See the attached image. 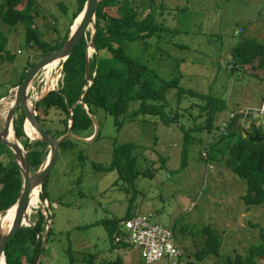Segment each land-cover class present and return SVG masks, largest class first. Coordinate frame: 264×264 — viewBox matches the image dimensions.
I'll list each match as a JSON object with an SVG mask.
<instances>
[{
  "label": "rangeland",
  "instance_id": "374dc122",
  "mask_svg": "<svg viewBox=\"0 0 264 264\" xmlns=\"http://www.w3.org/2000/svg\"><path fill=\"white\" fill-rule=\"evenodd\" d=\"M33 1L38 13L36 25L43 38L53 44L58 42L69 28L71 14L77 7L76 0ZM2 2L0 0V5ZM138 3L140 18L145 17L149 9H155L156 21L163 26V31L147 44L129 45L132 57L139 59L164 81L181 76V87L220 97L233 111L238 107L261 105L264 71H257L255 66L245 72L247 77L240 76L231 72L229 62L231 50L241 37L264 43V0H155L152 6L144 0ZM62 7L66 8L65 13ZM107 11L115 14V8ZM240 28H244L245 33L237 35L235 31ZM0 32L7 37L6 52L14 58L10 61L6 53L0 57V61L3 59L0 63L1 130L13 95L10 92L20 80L24 67L35 60L36 52L31 49L32 43L27 42L22 29L10 30L1 18ZM101 56L108 55L104 53ZM45 72L46 79L49 75L46 80L49 84L42 82L43 77H36L30 87L32 98L47 89L60 88L61 66ZM253 73L259 75L254 77ZM174 92L170 91L168 99ZM192 103L197 104V101ZM181 111H178L176 122L169 126L162 125L157 119L148 120V117L147 121L138 117L135 122L124 121L126 117H121L123 125L119 127L110 114L99 110L91 118L94 122L92 127L86 132L73 134L79 139L70 140L73 144L71 149H59L57 163L44 189L45 202L51 208L47 214H51L52 232L45 246L47 252L43 264H99L114 262L118 256L122 257V264H146L136 248L130 247L119 254L114 251L105 228L98 224L111 216L122 218L130 204L132 214L140 217L151 214L150 218L148 216L150 223L173 228L182 253L175 260L177 264H199L195 255L206 237L197 233L205 226H211L220 236L221 246L218 257H208L203 264H226L227 255L245 256L252 246L263 244L264 248V204L246 209L241 199L246 192L245 183L237 180L222 164L210 162L208 165L205 160L207 151L201 149L217 134L208 139L206 132L190 133L204 143L191 145L186 167L174 172L181 165L185 135L181 126L186 130L193 127L191 117ZM246 111L242 110V113ZM259 111L264 113L261 109ZM21 112L19 109L16 117ZM194 112L198 114L196 108ZM50 114V122L49 117L45 119L46 127L61 128L64 114L57 111ZM227 118H222L223 123ZM241 118L244 120V116ZM216 124L219 125L220 121ZM256 124L264 127L262 121ZM243 128L245 126L238 131ZM34 141L35 138L30 142ZM125 143L138 146L135 150L136 170L153 174V178L139 176L134 180V187L120 180L116 171L96 168L110 166L113 146ZM3 149L0 146V160H10ZM42 196L40 194V204L33 207L28 216L32 224L40 211L38 207L44 202ZM16 210L14 206L8 211ZM91 254L98 256L93 255L90 261ZM167 263L162 260L150 264ZM261 263L262 259L256 258V264Z\"/></svg>",
  "mask_w": 264,
  "mask_h": 264
},
{
  "label": "trees",
  "instance_id": "16d2710c",
  "mask_svg": "<svg viewBox=\"0 0 264 264\" xmlns=\"http://www.w3.org/2000/svg\"><path fill=\"white\" fill-rule=\"evenodd\" d=\"M138 1L140 0H102L98 5L95 14V52L91 55L89 62L93 83L85 97L87 111L84 110L82 105H77L73 111L72 133L77 135V133L86 132L89 127H92L94 122L91 118H94L95 112L99 110L110 114L115 119L116 125L120 127L123 125V121H120L121 117H126L124 121L128 122H135L138 117H142L145 121L146 117H148V120L157 119L162 125L169 126L176 122L179 116L178 111L181 109L182 113L187 114L189 118L191 117L193 127L186 130L185 127L181 126V130L185 134L181 150V165L174 172L181 171L186 167L191 145H203L204 143L201 138L196 140L190 133L202 134L206 132L209 136L208 139H210L212 134H217L218 136L214 137L213 140L210 139L209 142H205L201 149L206 150L208 153L207 156V153L204 154L207 164H222L236 179L238 178L237 180L245 183L246 192L241 199L246 209L251 206L263 205L264 142L257 143L248 139V137L258 136L261 138L264 136V127L256 124L261 120L254 119L248 129L243 128L238 131L237 123L241 120L242 110H246L247 107L242 109L238 107L233 111L229 109L227 102L220 97L202 94L198 91L181 87V76L175 77L171 81H164L139 59L132 57L128 49L129 45L135 43L147 44L148 40L157 38L159 32L163 31V26L156 21L155 9H149V13L145 17H139L140 12L137 8H140V4ZM144 1L151 6L155 3V0ZM76 2L77 7L71 14L68 30L58 42L53 44L43 38L42 32L36 25L38 13L36 8L33 7V0H3L0 5L1 21L10 27V30L22 29L27 42L32 43L31 49L36 52L35 60L28 62L24 67L20 80L14 88L25 78V73L29 67H32L38 60L62 47L69 34L70 27L81 13L86 0H76ZM111 8H115V14L108 13L107 10ZM62 10L64 13L66 12L65 7H62ZM238 30L235 31L237 35L245 33L244 28ZM89 40L90 34L88 33L85 38L79 41L69 58L63 63L60 88L57 91H50L45 99L37 105V119L42 128H44L45 133L53 138L57 139L66 134L70 108L78 102L83 94L86 47ZM6 46L7 37L0 32V57H2L3 53H6V57L13 61L14 58L10 56L9 52H6ZM104 53L108 56H101ZM230 55L231 61L229 65L232 73L236 72L240 76L247 77L245 72L249 68L254 69L255 66L258 68L257 71H264V43H260L254 38L241 37L232 48ZM2 61L3 59H1L0 63ZM46 70L47 68L41 72ZM254 75L259 74L253 73ZM261 81L264 82V74ZM172 90L175 91L174 95H171L168 99V95ZM193 100H196L197 104H193ZM260 104L255 109H261L264 104V96L261 97ZM195 108L198 114H195ZM51 111L64 114V120L60 122L61 128L49 127V130L46 129L45 119L51 115ZM227 113H229V120ZM41 114L44 118H42ZM222 118H227L224 123ZM24 119L25 116L22 111L14 120V129L24 150L27 151V162L30 172L35 173L48 155V146L40 141L30 142L23 130ZM202 119L204 121L200 122ZM218 121H220L219 125L216 124ZM229 122L230 124H227ZM195 123L200 124L194 125ZM243 134H246L247 137H243ZM71 139L63 142L60 148L64 150L71 149L73 147V144L70 143ZM73 139L78 140V138ZM0 146L10 156V160H0V210H4L16 202L22 190L23 182L20 172L13 162L12 153L5 146L1 144ZM136 149H138V146L133 143L115 144L110 166H97L96 168L116 171L120 176V180H123L129 187L135 186L134 180L139 176L153 178V174L150 171L141 173L136 170ZM1 154L2 152L0 151ZM160 166H163V163ZM46 183L47 181L43 186V192ZM36 216L37 219L33 223V227L19 229L6 245L4 252L6 264H36L46 230L45 217L42 212L38 211ZM148 216L150 218L152 215L149 214ZM135 217L140 216L132 214V204H130L122 218L118 219L111 216L98 222L105 228L111 248L118 254L130 247L135 248L132 245L117 242V239H125L127 236L124 222ZM24 224H27V222ZM164 226L169 227L171 231L173 229L168 225ZM49 232L46 244L49 242L52 227ZM199 233L205 236L206 239L203 246L196 252L195 257L199 264H203V261L208 257H218L221 238L211 226L203 227L197 234ZM176 243L180 251L179 243ZM137 250L140 252L139 249ZM46 252L47 249L44 250V255ZM93 255L95 254H91L90 261H92ZM95 256L97 258L98 255ZM181 256L182 253L180 251L179 257ZM258 257L262 259L261 264H264L263 244L256 247L252 246L245 256L236 254L235 257H231L227 255L225 256V263L256 264V258ZM99 264H122V257L118 256L114 262L106 261Z\"/></svg>",
  "mask_w": 264,
  "mask_h": 264
},
{
  "label": "water",
  "instance_id": "95a60500",
  "mask_svg": "<svg viewBox=\"0 0 264 264\" xmlns=\"http://www.w3.org/2000/svg\"><path fill=\"white\" fill-rule=\"evenodd\" d=\"M101 1L102 0H86L81 13L74 20L72 26L70 27L69 34L63 42L62 47L38 60L32 67H29L25 73V78L22 80V82L17 85L12 90V92H10L13 93V95L11 96V103L8 108V111L5 114L6 116L4 118V125L0 130V144L5 146L12 153L13 162L20 172L23 183L22 190L16 202L12 206L4 210H0L1 219L3 214L12 207L15 206L17 209L15 219L8 230L3 231L2 226L0 224V264H6L4 254L5 248L8 242L14 236V234L21 228H28L34 226V224L29 222L28 218L29 211L32 212L30 207L31 194L37 189H39L40 194H43V186L57 163L61 144L66 140H69L70 138L76 139V137H74L72 133V116L74 109L77 107V105H82L84 110L87 111V107L85 105V97L93 83L90 73L89 62L92 55L91 52H95V14L97 7L101 3ZM87 32H90V40L89 44L86 47L84 76L85 86L83 88V94L80 96L78 102H76V104L70 108L68 128L66 134L56 139L53 138L51 135L45 133L42 128V125L37 119V105H39L45 99V97L49 94L50 90L47 89V91L42 92L40 96L32 98L29 94L30 87L37 75L46 67H49V65H51L55 61H58L55 67L57 65H60L62 68L63 63L69 58L79 41L82 38L86 37ZM1 102L2 101L0 100V103ZM18 109H22L23 114L25 116L23 125L25 135L29 138L30 141L34 140L35 138V141H40L47 144L49 149L46 159L35 173L30 172V168L27 162V151L24 150L22 144L20 143L15 133L14 120L16 119V112ZM242 116H244V120L241 118L237 126V129L239 130L242 126H245V128H249L252 120L254 119H259L264 122V113H261L257 109L248 110L246 111V113L242 114ZM27 126H29L34 131L35 136L33 138L27 133ZM10 133H12V138H9ZM243 137H247L246 134H243ZM248 139L257 143L264 142V136L261 138H259L258 136L248 137ZM39 209L45 217L46 230L42 239L40 254L38 256L36 264H41L43 260L46 240L48 238L52 221L50 212L49 215L47 214V211H49L50 208L46 204L45 200L42 206L39 207ZM25 222H27V224H24Z\"/></svg>",
  "mask_w": 264,
  "mask_h": 264
},
{
  "label": "built area",
  "instance_id": "2783aa9c",
  "mask_svg": "<svg viewBox=\"0 0 264 264\" xmlns=\"http://www.w3.org/2000/svg\"><path fill=\"white\" fill-rule=\"evenodd\" d=\"M40 73L37 78L43 77L45 81L42 82L48 85L47 79ZM261 110L264 112V105ZM124 224L127 236L125 239H117L118 243H126L139 249L141 258L146 264L161 260L167 261L168 264H177L175 260L179 257L180 251L169 227L152 224L146 217H135Z\"/></svg>",
  "mask_w": 264,
  "mask_h": 264
},
{
  "label": "bare ground",
  "instance_id": "6f19581e",
  "mask_svg": "<svg viewBox=\"0 0 264 264\" xmlns=\"http://www.w3.org/2000/svg\"><path fill=\"white\" fill-rule=\"evenodd\" d=\"M58 61H55L54 63H52L51 65H49V67H46L49 71L50 69H53L55 67V65L57 64ZM46 72H43V76L45 75ZM59 75V74H58ZM47 79H49V75H47ZM52 84V83H51ZM27 133L33 138L35 136L34 131L27 126ZM9 138H12V133H10ZM30 203H31V210L33 207H36L40 204V191L39 189L33 191V193L31 194V199H30ZM10 210V209H9ZM31 213V211H29V214ZM15 215L16 212L12 211L9 213H4L3 216L0 219V224L2 226V230L6 231L10 228L11 224L13 223L14 219H15Z\"/></svg>",
  "mask_w": 264,
  "mask_h": 264
},
{
  "label": "flooded vegetation",
  "instance_id": "af4514ba",
  "mask_svg": "<svg viewBox=\"0 0 264 264\" xmlns=\"http://www.w3.org/2000/svg\"><path fill=\"white\" fill-rule=\"evenodd\" d=\"M29 93H30V92H29ZM17 111H19V110H17ZM46 129L49 130V128H47V127H46ZM43 130H44V128H43ZM44 131H45V130H44ZM45 198H46V197L44 196V192H43V196H42L41 199H45Z\"/></svg>",
  "mask_w": 264,
  "mask_h": 264
},
{
  "label": "crops",
  "instance_id": "0c3cea01",
  "mask_svg": "<svg viewBox=\"0 0 264 264\" xmlns=\"http://www.w3.org/2000/svg\"><path fill=\"white\" fill-rule=\"evenodd\" d=\"M182 47H183V45H182ZM252 108L255 109V108H257V107H254V106H253V107H247V109H252ZM238 123H239V122H238ZM238 123H237V126H238Z\"/></svg>",
  "mask_w": 264,
  "mask_h": 264
},
{
  "label": "clouds",
  "instance_id": "9594fccd",
  "mask_svg": "<svg viewBox=\"0 0 264 264\" xmlns=\"http://www.w3.org/2000/svg\"><path fill=\"white\" fill-rule=\"evenodd\" d=\"M45 201L47 200L46 198L44 199ZM49 207V206H48ZM39 208V207H38Z\"/></svg>",
  "mask_w": 264,
  "mask_h": 264
}]
</instances>
